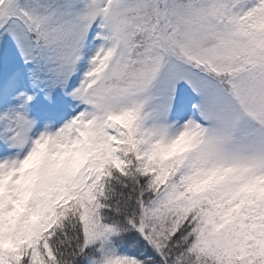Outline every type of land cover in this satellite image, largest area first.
<instances>
[{"label":"snow or ice","instance_id":"1","mask_svg":"<svg viewBox=\"0 0 264 264\" xmlns=\"http://www.w3.org/2000/svg\"><path fill=\"white\" fill-rule=\"evenodd\" d=\"M0 264H264V0H0Z\"/></svg>","mask_w":264,"mask_h":264}]
</instances>
